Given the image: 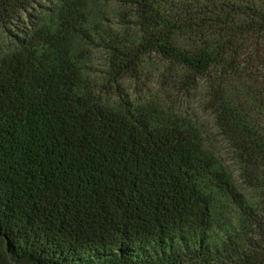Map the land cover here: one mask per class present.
I'll return each mask as SVG.
<instances>
[{
  "label": "trees",
  "instance_id": "trees-1",
  "mask_svg": "<svg viewBox=\"0 0 264 264\" xmlns=\"http://www.w3.org/2000/svg\"><path fill=\"white\" fill-rule=\"evenodd\" d=\"M94 51L201 90L237 177L187 117L101 99ZM262 172L264 0H0V264H264Z\"/></svg>",
  "mask_w": 264,
  "mask_h": 264
},
{
  "label": "rangeland",
  "instance_id": "rangeland-1",
  "mask_svg": "<svg viewBox=\"0 0 264 264\" xmlns=\"http://www.w3.org/2000/svg\"><path fill=\"white\" fill-rule=\"evenodd\" d=\"M100 4H103V2H100ZM96 9L104 13L103 5H97ZM105 64L106 60L99 51L92 52L91 57L85 64L87 78L97 86L96 93L101 99L115 102L119 100L118 97L120 96L136 103L156 101L166 110L187 117L196 126L202 127L206 132L207 142L213 148H216L219 160L224 161V165L232 173L233 177H237L239 169L228 158L226 159V148L217 135L212 117L200 106L201 90L184 91L183 87L176 83L168 67L156 58H147L145 60L144 67L141 69L137 79L126 77L119 80L117 87H115V84L110 83L106 75ZM261 177L262 185L264 186V172L261 173ZM237 185L247 197L255 195L246 189L244 185H240L239 180Z\"/></svg>",
  "mask_w": 264,
  "mask_h": 264
}]
</instances>
